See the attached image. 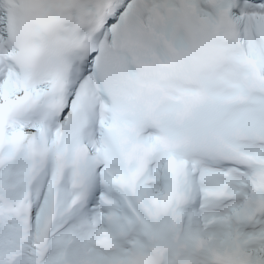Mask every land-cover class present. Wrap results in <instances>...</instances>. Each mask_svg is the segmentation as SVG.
I'll return each mask as SVG.
<instances>
[{
	"label": "bare ground",
	"instance_id": "bare-ground-1",
	"mask_svg": "<svg viewBox=\"0 0 264 264\" xmlns=\"http://www.w3.org/2000/svg\"><path fill=\"white\" fill-rule=\"evenodd\" d=\"M2 4L7 7L11 8V6L16 5L15 2L12 0H2ZM127 17L128 12H124V14L110 27V34L112 37V40L115 43H118L120 46L123 45L125 41V28L127 23ZM258 25V24H257ZM248 27L247 25H245ZM7 21L6 18L0 19V46H3L6 44L7 40ZM259 31L264 34V31L262 28H258ZM246 42L250 48V51H252L254 54L258 55L260 53V48L257 47L251 36L247 34L245 36ZM7 59H9V56L11 55V50L9 48H4V54ZM10 65L13 67V64L11 62L7 63L4 62V65ZM4 80L0 86V102L8 99H12L15 96H18L21 94V78L18 74V72L14 69L8 66L7 72L4 74ZM86 89V85L82 86V91ZM77 98V96H76ZM76 98L74 101H76ZM56 136H59L58 132H54ZM92 143L94 147L98 150H107L104 138L102 137L101 132H98L96 135L92 136ZM104 152V151H103ZM107 153V152H105ZM159 186L156 188V190H162L164 191L165 186L167 184V179H164V177L159 178ZM47 214V207L44 206L42 211L34 217L33 221V227L36 230L37 235V241L42 240V234L43 230H41L43 226V220L44 217ZM229 220H224V225L229 226ZM23 229V228H22ZM20 228L12 229L10 228L8 230V233L4 235V239L2 241V247L4 249V252H1L0 250V264H9L11 260L13 259V255L17 254L20 249L23 248V236L24 232ZM220 234V233H219ZM215 234L211 236L212 239V245L216 249L218 255H221L223 257H229L231 258L232 262L240 263L242 261H246L244 258V253L246 250L245 245L241 244L240 241L237 240V238L232 234H227L225 236V241L222 240L221 235ZM34 235V236H36ZM224 242L228 243V247H224ZM37 244L32 242L30 247L28 248V255L27 258L24 261V264H37V260L39 258V255H35L36 252L34 251L37 248ZM260 247V246H259ZM264 248V241L261 240V247ZM79 252L81 253H89V250L86 248H80ZM101 251L100 249L96 248L95 246L92 247V253H91V260L95 261V264H105L101 258ZM210 260L206 261V264H209ZM123 264H127L124 262ZM172 264H177L173 262Z\"/></svg>",
	"mask_w": 264,
	"mask_h": 264
},
{
	"label": "rangeland",
	"instance_id": "rangeland-1",
	"mask_svg": "<svg viewBox=\"0 0 264 264\" xmlns=\"http://www.w3.org/2000/svg\"><path fill=\"white\" fill-rule=\"evenodd\" d=\"M262 237H264V235Z\"/></svg>",
	"mask_w": 264,
	"mask_h": 264
}]
</instances>
